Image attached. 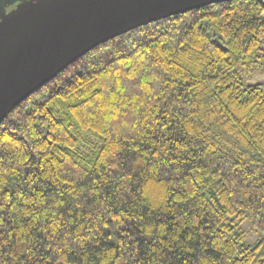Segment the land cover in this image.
<instances>
[{
  "label": "trees",
  "instance_id": "16d2710c",
  "mask_svg": "<svg viewBox=\"0 0 264 264\" xmlns=\"http://www.w3.org/2000/svg\"><path fill=\"white\" fill-rule=\"evenodd\" d=\"M183 13L1 122L0 264H264V1Z\"/></svg>",
  "mask_w": 264,
  "mask_h": 264
},
{
  "label": "water",
  "instance_id": "95a60500",
  "mask_svg": "<svg viewBox=\"0 0 264 264\" xmlns=\"http://www.w3.org/2000/svg\"><path fill=\"white\" fill-rule=\"evenodd\" d=\"M229 1L0 0V124L94 47L150 22Z\"/></svg>",
  "mask_w": 264,
  "mask_h": 264
},
{
  "label": "rangeland",
  "instance_id": "374dc122",
  "mask_svg": "<svg viewBox=\"0 0 264 264\" xmlns=\"http://www.w3.org/2000/svg\"><path fill=\"white\" fill-rule=\"evenodd\" d=\"M247 80L249 83H254V84L263 83L264 84V74H260V73L254 74V76L247 77ZM243 226L247 232V237H248L249 242H252L258 238L256 232L252 229V226H250L249 223L248 224L246 223Z\"/></svg>",
  "mask_w": 264,
  "mask_h": 264
}]
</instances>
